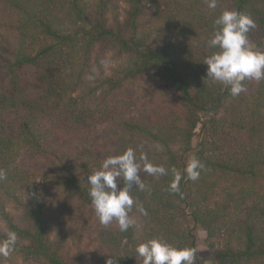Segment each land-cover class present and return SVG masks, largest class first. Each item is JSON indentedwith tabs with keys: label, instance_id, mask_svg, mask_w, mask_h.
<instances>
[{
	"label": "trees",
	"instance_id": "obj_1",
	"mask_svg": "<svg viewBox=\"0 0 264 264\" xmlns=\"http://www.w3.org/2000/svg\"><path fill=\"white\" fill-rule=\"evenodd\" d=\"M3 1L0 169L6 179L0 181V239L9 231L18 239L0 264H70L65 232L51 239L53 203L31 187L46 177L95 215L86 172L91 175L108 156L129 147L137 159L146 155L168 174L140 171L145 189L134 186L132 196L147 215L134 205L127 232L115 220L106 232L124 247L117 264H142L135 247L154 237L195 248L196 264H204L200 229L213 264H264V81H245L247 90L232 96L229 88L206 79L203 63L204 53L216 51L207 41L226 9L255 20L249 39L264 51V0H217L215 9L206 0H187L185 23L198 31V50L189 52L191 45L173 44L169 13L161 4L125 0V11L112 10L108 18L112 0H97L94 12L90 0H64L73 21L66 28L57 17L63 0ZM170 14L173 20L180 15ZM111 61L119 65L107 73ZM141 85L142 92L134 91ZM22 152L31 161L21 160ZM194 154L203 164L196 181L184 171ZM172 169L181 173L179 192L169 188ZM224 215L233 222H214Z\"/></svg>",
	"mask_w": 264,
	"mask_h": 264
},
{
	"label": "clouds",
	"instance_id": "obj_2",
	"mask_svg": "<svg viewBox=\"0 0 264 264\" xmlns=\"http://www.w3.org/2000/svg\"><path fill=\"white\" fill-rule=\"evenodd\" d=\"M211 9L217 7V0H206ZM257 27L255 20L248 14L236 10H224L213 22V32L207 41L216 49L205 57L206 79L221 83L229 88L232 96L245 92V81H264V51L254 46L249 39V32ZM143 162V163H141ZM203 164L193 157L185 168L187 178L199 179ZM164 176L168 172L162 165L149 162L146 155L137 159L135 150L127 148L122 154L108 156L100 168L88 175L89 196L95 214L101 225L107 227L114 220L120 232H127L134 221L129 213L135 205L138 211L147 215L142 205L132 196L135 186L145 189L140 171ZM174 179L169 188L179 192L181 173L172 169ZM6 179V172L0 169V181ZM122 181V183H121ZM17 233L9 231L0 239V258H8L15 250ZM142 264H196L197 250L192 247H177L161 238H150L135 247ZM105 264H114V257H109Z\"/></svg>",
	"mask_w": 264,
	"mask_h": 264
},
{
	"label": "rangeland",
	"instance_id": "obj_3",
	"mask_svg": "<svg viewBox=\"0 0 264 264\" xmlns=\"http://www.w3.org/2000/svg\"><path fill=\"white\" fill-rule=\"evenodd\" d=\"M148 1L149 5L155 4L156 6H159L161 4L164 9L167 10L168 19H167V25L171 28L170 34L173 37V44L177 47H180L181 49L187 48L188 45H191L186 52H189L190 50L196 51L198 50V43H197V33L195 25L186 24L187 19L183 16H186V12L184 11L187 0H170V2L167 4L166 2L168 0H144ZM175 1V3H174ZM88 2V0H87ZM91 2V12H94V7L97 4V0H90ZM112 7L107 10V17L110 18L113 13L112 10L115 12H119V14H122V12L125 11L127 8V5L125 3V0H112ZM5 2L3 0H0V21L2 22L5 18L2 17L3 15V7ZM69 2L68 1H62L61 5H59L58 11H57V17L59 20V23L64 27H70L72 24V20H68L67 17L68 13L66 12V8L68 7ZM167 5L169 6V9L167 8ZM180 6L178 9L176 7ZM178 13L180 14L179 17L175 20L172 19V15L170 13ZM2 13V14H1ZM5 13V12H4ZM67 16V17H66ZM58 22V21H57ZM185 23V24H184ZM198 28V26H197ZM199 30V29H198ZM200 34V32H199ZM199 36V35H198ZM177 39H180L178 43L176 42ZM202 55V53H200ZM205 56H207L204 53ZM119 65L118 61H111L107 63V67L105 68L107 73L111 72V69L117 68ZM192 88L196 91V88L198 85L197 82L192 83ZM134 90V89H133ZM136 92H142V85L137 88V90H134ZM159 97L156 95L155 99H158ZM98 127V131L100 134L97 136L100 137V135L103 134V125L101 127ZM96 134V133H95ZM108 143L111 141H107ZM102 150L107 153L113 155L112 149L109 147L106 149V145L101 146ZM108 150V151H107ZM67 158L70 156V154H67ZM192 155V157H194ZM24 160L27 162L28 160L31 161V157L28 156L27 153L22 152L21 160ZM36 159L40 160V156H38ZM41 163V162H40ZM47 163H44L45 165ZM48 166V164H47ZM95 170V168L91 169L89 172L92 174ZM88 174L86 172L85 180L87 181ZM32 192L38 193L39 197L41 199L47 200L50 204L53 203L51 206V209L49 210V222L51 227V239L55 241L56 239V233L59 230H62L65 232L67 239L65 242V247L67 254L69 257H67V260L70 262V264H105L106 260L111 256L115 257L117 255H122L124 247L117 246L115 244L114 240L111 239L112 236H107L106 232L109 229L108 225L105 227L104 225H101L96 214L93 215L89 211L86 210L84 207H80L75 205V202L72 198H70V193L67 194L64 191H59L57 188H54L53 181H50L49 179H46V177L38 178L36 183L33 184L31 187ZM230 214L233 213L232 210L227 211ZM224 220H231L233 222L232 216L227 219V217L224 215L222 218L216 219L214 222H222ZM186 224L184 219L180 217V223ZM0 225L3 227V223L0 220ZM100 229V230H99ZM221 227H217L216 232L219 233ZM100 231V232H99ZM206 238V232L203 229L198 230L197 232V242L199 244L198 250L200 257L204 260V264H213L212 259L210 260V252L208 248L206 247L207 242L205 243ZM219 241H222V239H218ZM126 241L123 242L122 245H125ZM10 264H24L21 261H14ZM114 264H117V262L114 260Z\"/></svg>",
	"mask_w": 264,
	"mask_h": 264
}]
</instances>
